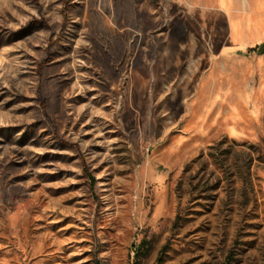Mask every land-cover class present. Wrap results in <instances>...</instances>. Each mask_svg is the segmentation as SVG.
I'll use <instances>...</instances> for the list:
<instances>
[{
    "label": "rangeland",
    "instance_id": "374dc122",
    "mask_svg": "<svg viewBox=\"0 0 264 264\" xmlns=\"http://www.w3.org/2000/svg\"><path fill=\"white\" fill-rule=\"evenodd\" d=\"M262 42L264 0H0V264H264Z\"/></svg>",
    "mask_w": 264,
    "mask_h": 264
},
{
    "label": "trees",
    "instance_id": "16d2710c",
    "mask_svg": "<svg viewBox=\"0 0 264 264\" xmlns=\"http://www.w3.org/2000/svg\"><path fill=\"white\" fill-rule=\"evenodd\" d=\"M254 50L257 51L260 54H264V42H262L261 44H259L258 46H256L254 48ZM143 244H144V242H143ZM145 248H149V246L146 245Z\"/></svg>",
    "mask_w": 264,
    "mask_h": 264
}]
</instances>
